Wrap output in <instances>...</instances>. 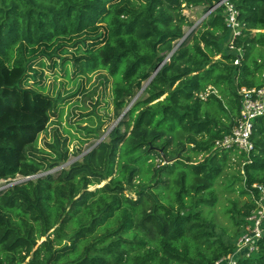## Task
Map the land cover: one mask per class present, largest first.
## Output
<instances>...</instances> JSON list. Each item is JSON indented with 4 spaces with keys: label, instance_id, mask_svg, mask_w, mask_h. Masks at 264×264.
Wrapping results in <instances>:
<instances>
[{
    "label": "trees",
    "instance_id": "1",
    "mask_svg": "<svg viewBox=\"0 0 264 264\" xmlns=\"http://www.w3.org/2000/svg\"><path fill=\"white\" fill-rule=\"evenodd\" d=\"M213 1L0 0V180L45 173L69 159L58 133L39 147L58 100L26 85L30 49L46 51L56 40L104 28L75 65L81 74L105 70L113 79L118 118L190 25L183 9L206 11ZM234 3L246 27L235 39L244 50L238 65L222 45L230 32L219 8L160 66L107 141L56 174L0 191V264H213L234 249L200 208L215 204V184L233 153L234 181L247 197L234 221L241 234L254 207L242 183L243 153L213 149L238 115L237 88L264 82L256 80L263 56L253 53L264 48V0ZM207 85L217 94L201 100L197 93ZM102 124L99 118L97 129L83 128L98 139ZM251 139L243 166L248 187L264 184V115L254 120ZM197 155L202 159L193 161ZM135 179L141 188L131 197L124 191ZM256 244L235 264H264V234Z\"/></svg>",
    "mask_w": 264,
    "mask_h": 264
},
{
    "label": "rangeland",
    "instance_id": "2",
    "mask_svg": "<svg viewBox=\"0 0 264 264\" xmlns=\"http://www.w3.org/2000/svg\"><path fill=\"white\" fill-rule=\"evenodd\" d=\"M206 11H204V8L201 6L185 7L183 13L186 15L190 25L183 26V34L188 32L191 26L196 23ZM201 22L189 32L185 39L195 33L196 29L200 27ZM103 31L104 28H101L100 31L95 34L84 33L79 36L59 39L46 51H44V47H37L35 49H30L27 53L29 67L27 70L28 78L26 80V85L39 89L43 93L55 97L58 100L57 109L54 111V114L51 115L46 131L39 135V147H45V141H51L54 135L58 133L62 136V139H66L65 142L69 151L68 161L74 162L81 160L83 153L91 148L97 141V138H93L90 135L91 131L88 132L83 128L84 125H87L91 129H97L100 118L103 123L101 125V130L103 131L101 133L102 136L106 131L110 130L112 126L114 127V125L118 123L112 101L113 79L108 77L105 70L90 74H81L78 67L75 65V58L81 56L83 51L96 41L95 35ZM101 37L102 35H99V39ZM178 41L179 40L174 43V46ZM222 45L224 49H226L227 43L223 42ZM253 53H256V56L260 53L263 56L260 62L264 61V48L257 47ZM218 57L219 56L215 58ZM263 74L264 69L260 73H257L256 80L261 81L264 78ZM145 83L146 81L142 83V86ZM143 96H145V94L142 90L138 97ZM224 103L225 101L223 100V104ZM222 121L224 122L226 120ZM108 133L103 136V141L108 140ZM237 155L239 154H232L230 163L224 169L222 175L217 179L214 188L216 194L215 204L210 208L200 207L207 220L211 221L215 229L222 232L223 236L227 237L232 243L237 242L242 232V226L240 225L237 227L234 222L235 219L239 218L236 210L239 209L242 213L244 211L242 209L243 204L247 200L246 195H241L238 191L239 182H236V180L234 181V179L237 178ZM201 159V155L192 157L193 161ZM155 161L157 162V159ZM67 166L68 165L62 164L61 167L58 166L53 168L49 173L56 174L60 169L66 168ZM40 174L43 175L45 173L42 172L37 175ZM34 178L35 177H31L30 179ZM23 179H25V177L18 175L15 179L10 181L0 180V188L4 187L9 182ZM109 179L110 178H107L100 184L91 185L89 189L94 190L108 182ZM139 181H141V179H135L133 180L134 186H127L128 188L124 191L126 195L136 197L135 191L141 188ZM232 181H234L233 186H227ZM144 189L147 188L144 187ZM44 238L45 237H42L40 240ZM40 240L38 242H40Z\"/></svg>",
    "mask_w": 264,
    "mask_h": 264
},
{
    "label": "built area",
    "instance_id": "3",
    "mask_svg": "<svg viewBox=\"0 0 264 264\" xmlns=\"http://www.w3.org/2000/svg\"><path fill=\"white\" fill-rule=\"evenodd\" d=\"M219 8L222 10L224 24L230 32L227 47L234 53L233 64L238 65L244 50L242 45H236L235 39L242 35V30L246 27L238 17L239 10L234 0H214L207 9V15ZM249 31L254 34L261 30L252 28ZM237 93L239 95L238 115L230 130L214 140L213 149L218 151L234 150L243 153L244 160L240 163V173L243 175L242 183L248 191V196L253 201L254 207L251 208L250 214L247 216L245 232L239 236L234 249L218 258L213 264H235L239 258L248 257L252 251L257 249L256 241L264 234V184L255 182L248 187L243 172V166L251 161V154L254 150L251 139L254 120L264 115V82L260 86H240L237 88ZM210 94H217V90L213 86L207 85L205 89L197 93V96L201 100H205Z\"/></svg>",
    "mask_w": 264,
    "mask_h": 264
},
{
    "label": "water",
    "instance_id": "4",
    "mask_svg": "<svg viewBox=\"0 0 264 264\" xmlns=\"http://www.w3.org/2000/svg\"><path fill=\"white\" fill-rule=\"evenodd\" d=\"M207 16V11L200 17V19L194 23L191 28L189 29L188 32H186L185 34H183V36L179 39L178 43L173 47V49L171 50V52L169 53V55L167 57H169L171 55V53L173 51L176 50V48L184 41V39L187 37V35L189 34L190 31H192L205 17ZM167 57L155 68L154 72L151 74V76L149 77V79L146 81V83L140 88V90L137 92V94L135 95V97L132 99V101L129 103V105L125 108V110L121 113V115L117 118V122L120 120V118L122 117V115L125 114V112L128 110V108L130 107V105L133 103V101L136 99V97H138L139 93L146 87V85L149 83V81L153 78V76L155 75V73L157 72V70L160 68V66L167 60ZM115 126V125H114ZM113 128V126L110 128V130ZM110 130L106 131L104 133V135H102L101 137H99L97 139V141L94 143V145H92L91 148H89L88 150H86L83 154L87 153L90 151V149L94 148L96 145H98L102 139H103V136H105ZM72 161H67L65 163H63V165H69ZM61 167V166H59ZM46 173H49L48 172H45ZM41 175V174H40ZM39 176V175H37ZM31 177H36V176H27L25 177V179L23 180H16V181H12V182H9L7 185H5L4 187L0 188V191L1 190H4L6 189L7 187L11 186V185H14V184H17V183H20L22 181H26L28 179H30Z\"/></svg>",
    "mask_w": 264,
    "mask_h": 264
}]
</instances>
